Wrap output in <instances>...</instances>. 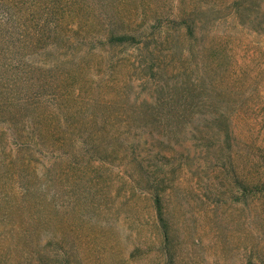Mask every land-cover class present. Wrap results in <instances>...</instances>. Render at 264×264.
<instances>
[{
  "label": "rangeland",
  "instance_id": "rangeland-1",
  "mask_svg": "<svg viewBox=\"0 0 264 264\" xmlns=\"http://www.w3.org/2000/svg\"><path fill=\"white\" fill-rule=\"evenodd\" d=\"M0 264H264V0H0Z\"/></svg>",
  "mask_w": 264,
  "mask_h": 264
},
{
  "label": "trees",
  "instance_id": "trees-1",
  "mask_svg": "<svg viewBox=\"0 0 264 264\" xmlns=\"http://www.w3.org/2000/svg\"><path fill=\"white\" fill-rule=\"evenodd\" d=\"M130 39H133V37H130L128 35H112L110 38H109V42L111 44H118V45H122V44H125L127 43L128 40ZM153 197H154V200H155V205L156 207L159 209L160 208V197L158 195V193H153Z\"/></svg>",
  "mask_w": 264,
  "mask_h": 264
}]
</instances>
